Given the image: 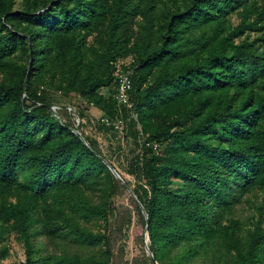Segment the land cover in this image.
<instances>
[{
  "label": "trees",
  "instance_id": "1",
  "mask_svg": "<svg viewBox=\"0 0 264 264\" xmlns=\"http://www.w3.org/2000/svg\"><path fill=\"white\" fill-rule=\"evenodd\" d=\"M14 234L23 264H264V0H0V260Z\"/></svg>",
  "mask_w": 264,
  "mask_h": 264
},
{
  "label": "rangeland",
  "instance_id": "2",
  "mask_svg": "<svg viewBox=\"0 0 264 264\" xmlns=\"http://www.w3.org/2000/svg\"><path fill=\"white\" fill-rule=\"evenodd\" d=\"M234 21L236 22V18H234ZM104 93L108 94L106 90L103 91ZM76 107H82L85 108V103L80 101L79 99L74 102ZM92 112L89 119L86 120L85 125L83 127V132L87 134L88 136L95 138L100 146L103 152L109 156L114 162V165L119 168V170L123 173L125 178L129 180L132 184H134V179L129 176L125 171H123L121 163H126L127 158L131 156L133 151L136 150L135 143L132 139H123V135H116L112 132L101 130L98 124V121L102 115L98 113L96 109H91ZM118 148H121L122 152L120 153L118 151ZM119 152V154H117ZM120 158V159H119ZM130 194V193H129ZM117 203L120 205H129V199L128 194H122L118 200ZM248 205L244 203L242 207L239 208L240 214L247 218L249 214ZM124 242L126 244V253L125 258L127 261L131 262V260L139 254V248L137 247L136 242L134 241V237L132 235V231L128 232L124 237ZM10 253L9 256L4 259L0 260V264H23L25 262V249L22 244V242L18 239L17 235H12L8 242H7Z\"/></svg>",
  "mask_w": 264,
  "mask_h": 264
},
{
  "label": "built area",
  "instance_id": "3",
  "mask_svg": "<svg viewBox=\"0 0 264 264\" xmlns=\"http://www.w3.org/2000/svg\"><path fill=\"white\" fill-rule=\"evenodd\" d=\"M124 62L121 61L116 64V72L115 75L118 80V92H117V100L121 105H125L131 107L130 101V91L132 89V82H131V69H124L123 68ZM62 110V107L59 105H54L51 107V111L53 112L54 116L59 118L58 114ZM69 113L75 116L76 125L79 126L81 123V119L76 114L74 108L67 107ZM101 123L107 127L113 128L116 131L123 133L124 130V120L122 118L118 119H109L106 117H102L100 119ZM78 133V131H76ZM154 148L157 150L158 145L155 144Z\"/></svg>",
  "mask_w": 264,
  "mask_h": 264
},
{
  "label": "water",
  "instance_id": "4",
  "mask_svg": "<svg viewBox=\"0 0 264 264\" xmlns=\"http://www.w3.org/2000/svg\"><path fill=\"white\" fill-rule=\"evenodd\" d=\"M27 80H28V78L26 79L25 85L27 84ZM50 108H51V107H50ZM78 134H79V133H78ZM79 135H80V134H79ZM108 167H109V169L111 170V172H112V173H113L118 179L122 180L121 175L118 173V171H117L112 165L108 164ZM129 192H130L131 196H133V197L137 200V198H136L134 192L132 191V189L129 188ZM141 208H142V205H141ZM148 241H149V240H148V238H147V240H146V249H147V252L149 253L150 251H149V248H148Z\"/></svg>",
  "mask_w": 264,
  "mask_h": 264
},
{
  "label": "crops",
  "instance_id": "5",
  "mask_svg": "<svg viewBox=\"0 0 264 264\" xmlns=\"http://www.w3.org/2000/svg\"><path fill=\"white\" fill-rule=\"evenodd\" d=\"M91 109H93V107L92 108H90V110H89V113L91 114V112H92V110ZM94 109H96V108H94ZM97 111H98V113L100 114V115H102V113H101V111H99L98 109H96ZM93 113V112H92Z\"/></svg>",
  "mask_w": 264,
  "mask_h": 264
}]
</instances>
